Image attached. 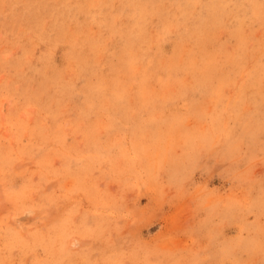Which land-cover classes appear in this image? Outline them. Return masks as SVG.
<instances>
[{
	"label": "clouds",
	"instance_id": "obj_1",
	"mask_svg": "<svg viewBox=\"0 0 264 264\" xmlns=\"http://www.w3.org/2000/svg\"><path fill=\"white\" fill-rule=\"evenodd\" d=\"M0 264H264V0H0Z\"/></svg>",
	"mask_w": 264,
	"mask_h": 264
}]
</instances>
